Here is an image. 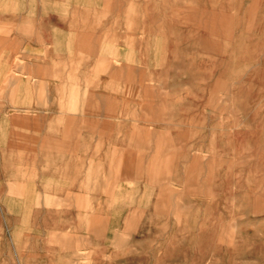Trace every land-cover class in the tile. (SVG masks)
Returning <instances> with one entry per match:
<instances>
[{"label": "rangeland", "instance_id": "rangeland-1", "mask_svg": "<svg viewBox=\"0 0 264 264\" xmlns=\"http://www.w3.org/2000/svg\"><path fill=\"white\" fill-rule=\"evenodd\" d=\"M5 1L0 264H264V0H214L208 28L190 0H76L87 25L49 51L34 0Z\"/></svg>", "mask_w": 264, "mask_h": 264}, {"label": "crops", "instance_id": "crops-1", "mask_svg": "<svg viewBox=\"0 0 264 264\" xmlns=\"http://www.w3.org/2000/svg\"><path fill=\"white\" fill-rule=\"evenodd\" d=\"M78 1L80 4L82 3L83 6L85 5L86 0H78ZM169 1L170 0H162L164 10L168 9ZM5 2H6L5 0H1L0 2V57H1L0 63L2 61L1 54L5 53L3 51V47L6 45L4 41L5 37L2 34L5 33L7 30V21H8L6 17V14H7L6 11H8V9L6 7ZM76 2H77L76 0H35L34 1V37H35L34 40H37L36 38L43 39V37L44 39H47V40L50 39V37L48 36L45 37L43 35V31L50 30L49 35L51 36L52 46L50 43L51 41L48 44H46L47 50L49 51L51 47L55 46L54 42H55L57 35L59 39L64 40L65 35L59 34L60 31L77 30L78 28L81 27L80 25L81 23L86 26L87 25L86 8L82 6L79 7L78 5L76 6L75 5L77 4ZM169 5L170 7H172V2L169 3ZM204 5L205 6L202 5L201 0H190V6L193 9L191 11V14L194 15L192 16V20H194L195 24L197 23L196 24L197 26H199L198 24L201 23V25H204V24L207 25V28H208L210 24L213 25V22H212L213 18L211 19V16H214V14H212V12L214 13V9H213L214 0H208L207 2L204 3ZM175 8L177 9V5ZM14 12L16 11L14 10ZM201 15L202 16L207 15V18L202 20ZM76 16H78V18ZM75 21H77L78 24L74 23ZM59 41L60 42L56 44L58 47L57 53L60 52L59 55H64L68 53V48H67L68 46L63 45L65 43H63L62 40H59ZM35 44L36 43H34V46ZM1 72L2 71L0 70V79L3 76ZM66 72L68 71L66 70ZM15 104H18L17 99L15 101ZM16 108H17V105H16ZM16 108L14 111H18V108L17 109ZM5 109L6 108H2V105L0 104V190H8V189L10 190L20 189L21 190L22 159H23V156H22L23 155V136H22L23 127H22L21 120H19L17 117V114L13 116L12 118L13 122H12L11 118H7V115L1 112V110H5ZM51 121L53 124L54 119H52ZM65 123L66 122H64V124ZM64 127L66 128L65 125ZM55 137L57 136H48L46 137L47 141H44V142L49 143L51 145L50 151L52 152L54 151V153H58V154H61V156L66 157L67 155L66 152H69V151L66 150L65 146L62 147L63 150L60 149L58 146L55 147V143L58 142L57 140H59V137L61 136H58L57 138ZM62 137L69 139V136H66V135H63ZM37 139H34V144H37L39 142V140ZM60 142L66 145V143H69L70 141L61 140ZM36 146L37 145H34V149ZM11 167H14V170H12Z\"/></svg>", "mask_w": 264, "mask_h": 264}, {"label": "bare ground", "instance_id": "bare-ground-1", "mask_svg": "<svg viewBox=\"0 0 264 264\" xmlns=\"http://www.w3.org/2000/svg\"><path fill=\"white\" fill-rule=\"evenodd\" d=\"M32 1H33V0H32ZM34 1H35V0H34ZM0 2H1V0H0ZM5 3H6V2H5ZM55 3H57V2H55ZM10 4H11V3H10ZM58 4H59V3H58ZM7 5H8V3H7ZM11 5H12V4H11ZM77 5H78V4H77ZM8 6H9V5H8ZM12 6H13V5H12ZM164 6H165V5H164ZM28 7H29V6H28ZM7 8H8V7H7ZM12 8H14V7H12ZM30 8H31V7H30ZM66 9H67V8H66ZM48 11H49V10H48ZM53 11H54V10H53ZM35 12H36V11H35ZM49 12H50V11H49ZM210 13H211V12H210ZM212 14H214V16H211V19L213 18V21H214V18H216V17H215V10H214V13L212 12ZM225 14H227V13H225ZM127 15L129 16V13H128ZM230 15H231V14H230ZM230 17H231V16H230ZM230 17H229V18H230ZM217 18H218V16H217ZM231 18H232V17H231ZM231 18H230V19H231ZM218 20H219V19H218ZM213 21H212V22H213ZM222 21H223V20H222ZM227 21H228V20H227ZM229 22H230V21H229ZM213 23H214V22H213ZM227 23H228V22H227ZM222 24H223V23H222ZM231 24H232V22H231ZM231 24L229 25V23H228L229 26H231ZM229 26H228V27H229ZM133 27H134V26H133ZM225 27H226V23H225ZM134 28H135V27H134ZM225 29H228V28L226 27ZM141 32H142V31H141ZM228 32H229V31H228ZM230 35H232V34H230ZM229 37H230V36H229ZM209 38H210V37H209ZM211 38H212V37H211ZM211 38H210V40H211ZM213 38H214V37H213ZM213 38H212V39H213ZM216 39H217V37H216ZM155 40H156V39H155ZM214 40H215V38H214ZM220 40H221V39H220ZM220 40H219V41H220ZM226 42H227V41H226ZM154 43H155V42H154ZM211 43H212V42H211ZM219 43H220V42H219ZM222 43H223V42H222ZM220 44H221V43H220ZM63 45H64V44H63ZM100 45H101V44H100ZM221 45H222V44H221ZM218 46H219V45H218ZM223 46H224V44H223ZM223 46H222V47H223ZM220 47H221V46H220ZM153 48H154V47H153ZM156 49H157V48H156ZM66 50H67V49H66ZM158 51H159V50H158ZM155 52H156V51H155ZM220 53H221V52H220ZM156 55H157V54H156ZM102 56H103V55H102ZM15 57H16V56H15ZM149 57H150V56H149ZM154 57H156V56H154ZM14 59H15V58H14ZM153 59H154V58H153ZM13 63H14V60H13ZM65 66H66V65H65ZM98 66H99V65H98ZM100 66H101V65H100ZM12 72H13V71H12ZM95 72H97V70H95ZM16 74H17V73H16ZM68 76L70 77V74H68ZM68 76H67V78H68ZM10 77H11V76H10ZM70 79H71V77H70ZM111 79H112V78H111ZM111 79H110V80H111ZM68 81H69V80H68ZM111 84H113V83H111ZM159 85H160V84H159ZM111 86H112V85H111ZM161 86H162V85H161ZM227 86H228V84H227ZM112 87H113V86H112ZM23 89H25V88H23ZM17 90H18V89H17ZM27 90H28V89H27ZM18 91H19V90H18ZM24 91H25V90H24ZM68 92H69V91H68ZM25 95H26V94H25ZM230 95H231V94H230ZM220 97H221V96H220ZM227 97H228V96H227ZM230 97H231V96H230ZM222 100H223V99H222ZM15 101H16V99H15ZM230 101H232L231 98H230ZM18 102H19V101H18ZM220 102H221V101H220ZM220 102H219V103H220ZM226 103H227V102H226ZM229 104H230V103H229ZM229 104L227 103V105H229ZM222 107H223V106H222ZM235 107H236V106H235ZM223 110H224V109H223ZM15 127H16V126H15ZM16 129H17V128H16ZM54 184H55V183H54ZM146 188H147V187H146ZM149 191H150V190H149ZM152 193H153V192H152ZM144 194H145V193H144ZM144 194H143V197H144ZM148 196L150 197L151 194L148 195ZM149 197H148V198H149ZM146 198H147V197H146ZM140 199H142V198H140ZM140 199H139V200H140ZM139 204H140V203H139ZM148 204H149V202H148ZM148 204H147V205H148ZM147 207H148V206H147ZM115 214H116V213H115ZM244 262H245V261H244Z\"/></svg>", "mask_w": 264, "mask_h": 264}]
</instances>
